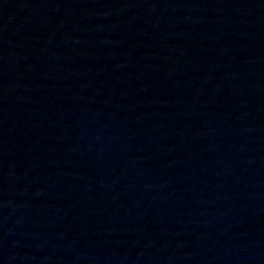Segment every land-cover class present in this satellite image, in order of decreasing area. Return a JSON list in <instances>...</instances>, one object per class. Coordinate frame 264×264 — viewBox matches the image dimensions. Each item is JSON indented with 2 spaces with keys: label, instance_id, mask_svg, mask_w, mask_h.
Segmentation results:
<instances>
[{
  "label": "water",
  "instance_id": "95a60500",
  "mask_svg": "<svg viewBox=\"0 0 264 264\" xmlns=\"http://www.w3.org/2000/svg\"><path fill=\"white\" fill-rule=\"evenodd\" d=\"M0 264H264V0H0Z\"/></svg>",
  "mask_w": 264,
  "mask_h": 264
}]
</instances>
